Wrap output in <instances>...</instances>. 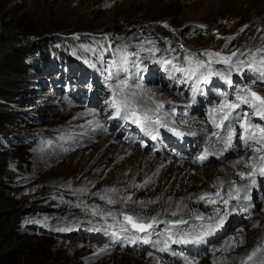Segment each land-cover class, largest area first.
Listing matches in <instances>:
<instances>
[{
    "label": "rangeland",
    "instance_id": "374dc122",
    "mask_svg": "<svg viewBox=\"0 0 264 264\" xmlns=\"http://www.w3.org/2000/svg\"><path fill=\"white\" fill-rule=\"evenodd\" d=\"M100 1L103 23L96 28L75 19L71 6L62 10L72 14L66 19L49 20L62 14L58 9L64 0H0V22L29 35L27 41L42 49L43 63L29 75L18 101L19 110L36 117L28 130L47 136L31 145L25 183L38 191L40 204L52 209L53 218L74 223L69 230L75 236L57 235L51 245L62 257L54 254L48 264H185V256L194 264H243L255 249L264 248V176L251 185L257 200H249V213L230 200L235 210L220 213H228L227 218L205 243H170L167 251H159L162 242L123 239L143 233H120V239L112 233L124 223L122 213L145 222L185 219L188 224L180 229L187 231L215 227L220 216L209 214L222 202L203 201L206 208L200 210L198 198L218 190L224 198L235 194L238 173L251 171L243 162L264 155L244 146L243 119L234 122L230 147L223 142L226 130L210 120L213 108L236 102L244 88L264 95V79L248 67L253 58L257 66L264 59V0ZM83 6L79 2L77 8ZM249 23L258 33H251ZM235 37L252 44L235 50L231 66L213 61L198 67L197 61L208 64L205 52L228 56ZM114 99L122 106L127 102V118L123 107L117 116ZM132 110L151 118L147 131L133 123ZM235 113L264 127L247 105ZM201 214L212 219L194 218ZM168 227L159 224L156 231ZM165 238L154 234L150 240ZM258 255L264 257V251Z\"/></svg>",
    "mask_w": 264,
    "mask_h": 264
},
{
    "label": "trees",
    "instance_id": "16d2710c",
    "mask_svg": "<svg viewBox=\"0 0 264 264\" xmlns=\"http://www.w3.org/2000/svg\"><path fill=\"white\" fill-rule=\"evenodd\" d=\"M28 36L0 22V264H48L52 255L62 257L58 247H51L57 235L75 236L69 230L74 223L53 218L38 191L25 183L31 145L35 138H47L44 131L28 130L36 117L18 105L29 75L43 63L41 47ZM54 228L66 230L60 235Z\"/></svg>",
    "mask_w": 264,
    "mask_h": 264
},
{
    "label": "snow or ice",
    "instance_id": "6c2138e0",
    "mask_svg": "<svg viewBox=\"0 0 264 264\" xmlns=\"http://www.w3.org/2000/svg\"><path fill=\"white\" fill-rule=\"evenodd\" d=\"M167 27V25H165ZM243 30V29H242ZM203 55L209 57L208 64L206 65L204 61H197L198 67H206L209 66L213 61L216 63H223L231 66L233 57L237 55L236 52H233L231 55L225 56L220 52H205ZM164 63H171L170 61H165ZM244 62H241L243 64ZM248 67L252 68L254 71H259L260 79H264V59L259 61V65H256L255 58L248 63ZM174 71H181V69H173ZM195 72H189V75H194ZM209 75H221L220 73L209 72ZM206 80L207 77L205 76ZM198 90V89H197ZM193 103H195V96H193ZM247 105L253 110V114L260 119L264 120V95H260L259 93L251 90V88H244L241 90V94L237 96L236 102L228 103L225 101L219 107L213 108L210 112V120L211 123L217 129H225L227 132V137L224 139V144L226 147H230L232 144V139L234 132L232 128L234 126V122L238 119H243V122L240 124V127L244 130L245 136L243 140L245 142L246 148H251L254 152H264V127H260L258 125H254L249 122L247 118H242L240 113H235V110L240 107V105ZM112 106L116 108L117 116L121 115V109L123 107V111L125 112V117L127 118V113L129 111L127 102H124L123 106L117 102L115 99L112 102ZM159 108H162L163 105H159ZM235 113V116L233 115ZM131 116L134 117L133 123L138 125H142L145 127V131L151 126V118L148 115L138 116L136 110L131 111ZM246 117V114H245ZM229 122V123H225ZM155 123H160L159 120L155 121ZM163 126V125H161ZM175 131V130H173ZM177 135H182V133H176ZM213 136H217L219 138L218 133H212ZM155 138V137H153ZM208 150H205V153L201 155L198 159L203 162L207 158ZM237 163H242L238 161ZM244 167H250L251 171L247 174L240 172L238 175L241 179H251L253 183H255V177L257 175L264 176V155L253 156L247 162H243ZM112 191H116L113 189ZM240 189H235V194L232 192H228L227 198L221 196V191L218 190L215 195L211 193H205L201 195L198 200L204 201L207 204H216L222 202L225 206L229 204L230 200L237 201V204L240 205L241 211H247L251 205L250 204H242V200H249L250 197L245 195L243 198L239 195ZM104 198V197H102ZM130 199V197H129ZM109 203H115L114 200L109 199ZM235 210V209H233ZM95 214V212H94ZM177 212H172L171 215L176 216ZM111 215V214H109ZM123 215L124 223L120 224L119 232H113L112 235L117 239H120V233H143L144 235H130L125 236L123 239H127L129 243L135 244L138 241L144 244L149 243H163V248H160L159 251H167L171 244H201L206 242V238L213 234L215 229L220 228L224 224V220L227 218L228 213H224L220 215V210L217 209V215L220 216L219 221L215 224V227L212 225H201L199 230L187 231L180 229L181 225L188 224V221L185 219L175 220V221H159L155 217L151 218L149 221L145 222L143 218L134 217L127 214ZM197 220H204L205 217L201 215L194 216ZM212 219V218H209ZM166 223L169 225L168 228L164 229L163 233L157 232L156 229L159 224ZM130 226V227H129ZM173 229H176L173 232ZM60 231H64L66 229H59ZM165 235L166 238L163 241L153 242L150 240L152 235ZM101 251H105L101 249ZM264 251V248H257L251 254H249L243 264H264V257H260L258 254ZM177 255V253H173ZM151 255V253H149ZM185 264H194V261L189 260L188 257H184Z\"/></svg>",
    "mask_w": 264,
    "mask_h": 264
},
{
    "label": "bare ground",
    "instance_id": "6f19581e",
    "mask_svg": "<svg viewBox=\"0 0 264 264\" xmlns=\"http://www.w3.org/2000/svg\"><path fill=\"white\" fill-rule=\"evenodd\" d=\"M80 3H84V6L81 8H77V5ZM63 5V6H62ZM58 10H64V9H68L67 6H71V12H73V14L75 15V19L78 20H86L88 21L87 26H91V25H96V28H100L102 23H103V14L99 11L100 8L102 7V3L100 0H95L92 4V6L87 5L86 0H64L63 4H62ZM61 15H56V16H52L49 18V20H52L54 18H62V19H66L68 16L72 15L67 11H62ZM248 29L251 30V33L256 34L258 33L257 27H255V24H248ZM252 43L250 42H245L244 40H240L239 37H235V40L233 42V45L230 46L227 55H231L233 52H235V50L239 47L241 48H247L249 46H251ZM245 146V145H244ZM252 150V149H251ZM253 156H258V155H253ZM196 175H198V172L195 171ZM255 183L258 181L260 182L262 180V176L257 175L255 178ZM247 182H245L244 179H240V184L236 183L237 188L240 189V195L242 197H244L245 195L249 196L251 201L257 200V195L255 194V189L251 187V185H253L254 183L252 182L251 179H246ZM249 189H254V193H251L249 191ZM260 189L262 191V193H264V188L263 185L260 186ZM249 200H243V204H249ZM257 203V202H256ZM199 208L200 210H205L206 208V204L203 201L199 202ZM235 207L233 205L229 204L227 206H225L223 203L219 204L218 207H216L215 213L209 214V215H213L215 216V218H218L219 216L217 215V209L220 210V213L222 212H227V211H232ZM238 210L241 211V209H239L237 207ZM261 209H262V217H261V222L264 224V204L261 205ZM250 208L247 211H241L244 212L245 214L249 213ZM207 214V213H205ZM209 215H204V217H209ZM254 219V218H253ZM252 219V220H253ZM243 229V227H242Z\"/></svg>",
    "mask_w": 264,
    "mask_h": 264
}]
</instances>
